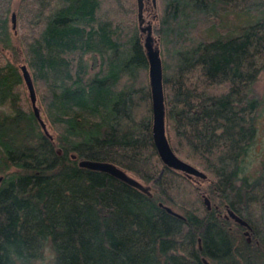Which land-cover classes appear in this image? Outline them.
Returning a JSON list of instances; mask_svg holds the SVG:
<instances>
[{"label": "trees", "instance_id": "16d2710c", "mask_svg": "<svg viewBox=\"0 0 264 264\" xmlns=\"http://www.w3.org/2000/svg\"><path fill=\"white\" fill-rule=\"evenodd\" d=\"M162 4L168 136L209 175L212 208L154 144L135 0H0V264H264V151L255 149L264 0ZM235 11L257 16L223 26ZM21 60L55 139L35 115ZM85 158L134 172L152 195L80 166ZM229 209L251 224L250 240Z\"/></svg>", "mask_w": 264, "mask_h": 264}, {"label": "water", "instance_id": "95a60500", "mask_svg": "<svg viewBox=\"0 0 264 264\" xmlns=\"http://www.w3.org/2000/svg\"><path fill=\"white\" fill-rule=\"evenodd\" d=\"M154 4V16L157 12V0H152ZM138 3V27L143 37V45L145 53L148 59L149 68V85L151 90L152 99V118H153V138L154 144L157 148L158 154L163 161L165 166L182 172L186 176L192 179L208 180L209 175L206 171L191 163L190 161L179 156L173 149L169 140L167 131V106H166V94L164 86V63L162 57V50L159 39L154 35L153 24L151 20L145 17V0H137ZM17 15L14 11L12 14L13 29L16 28ZM22 71L25 86L27 89L28 97L32 104L33 110L36 117L38 118L45 133L52 139H55V135L50 131V126L44 112L42 110L36 85L32 76V72L28 64L23 63L20 65ZM76 158V154L72 155ZM79 165L90 169L101 170L112 174L113 176L127 182L128 184L144 191L145 193L152 195L151 185H146L140 178L129 173L128 170L124 169L120 165L111 161H102L94 159H80ZM164 170H162L163 172ZM1 180V177H0ZM204 202L209 209L212 208L210 197L206 193H202ZM161 205H164L161 203ZM165 208L179 216L183 217L178 211L173 209L171 206L165 205ZM228 214L235 221L247 226L245 233L248 235V239H251L250 230L251 224L239 216L235 211L229 209ZM204 260L208 264H212L206 257Z\"/></svg>", "mask_w": 264, "mask_h": 264}, {"label": "rangeland", "instance_id": "374dc122", "mask_svg": "<svg viewBox=\"0 0 264 264\" xmlns=\"http://www.w3.org/2000/svg\"><path fill=\"white\" fill-rule=\"evenodd\" d=\"M163 0H157V12H156V16H154V12L151 8H145V17L148 20H151L152 24H153V29H154V35L156 36L157 39H159L160 41V36L158 33V29L160 27V23H161V13L163 10V4H162ZM136 3V20H137V25H138V3L137 0H135ZM148 5V4H147ZM149 6V5H148ZM257 15H250L247 13H243V12H230L225 14L222 19V25L225 27H237V26H242V25H246L249 24ZM12 28H13V22H12ZM139 28V27H138ZM15 31V33H17L18 31V20L16 19V28L13 29ZM140 31V30H139ZM215 31L212 29H206L205 31H203V34H208V35H212L214 34ZM140 38L143 41V37L141 36V32H140ZM161 46V43H160ZM88 61L90 63V68H91V72L94 73L97 69L98 66L95 65V59L89 55L88 56ZM25 63L23 60H21L19 62V64H23ZM147 78H148V82H149V68L147 70ZM255 89L257 90V92L264 98V70L260 73L259 78L255 84ZM7 108V107H6ZM50 126V125H49ZM50 131L52 133H54V131L52 130L51 126H50ZM255 149L256 152L258 154V156H262L263 151H264V105L263 107L260 109V118H259V134H258V138L257 141L255 142ZM260 161H256L253 169H257L259 167ZM129 171V170H128ZM130 174L138 177L134 172L129 171ZM140 178V177H138ZM141 179V178H140ZM146 185H151V183H147L145 182L143 179H141ZM197 186L200 188V190L202 191V193H206V187H207V182L206 180H200V179H194ZM153 187V186H151ZM153 191V188H152ZM48 259V257L46 258ZM37 264H40V262H37Z\"/></svg>", "mask_w": 264, "mask_h": 264}, {"label": "flooded vegetation", "instance_id": "af4514ba", "mask_svg": "<svg viewBox=\"0 0 264 264\" xmlns=\"http://www.w3.org/2000/svg\"><path fill=\"white\" fill-rule=\"evenodd\" d=\"M145 4H146V7L151 8L153 10V12H154V4H153L152 0H145Z\"/></svg>", "mask_w": 264, "mask_h": 264}]
</instances>
